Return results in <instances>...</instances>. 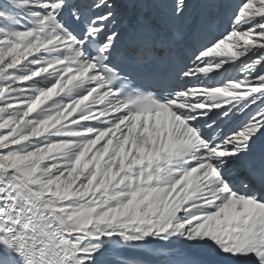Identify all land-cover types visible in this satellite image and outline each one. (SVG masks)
Returning <instances> with one entry per match:
<instances>
[{
    "label": "snow or ice",
    "instance_id": "6c2138e0",
    "mask_svg": "<svg viewBox=\"0 0 264 264\" xmlns=\"http://www.w3.org/2000/svg\"><path fill=\"white\" fill-rule=\"evenodd\" d=\"M0 264H264V0H0Z\"/></svg>",
    "mask_w": 264,
    "mask_h": 264
}]
</instances>
